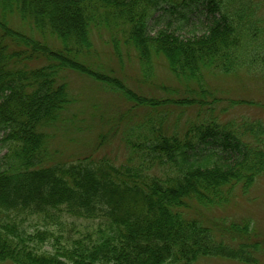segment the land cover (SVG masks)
<instances>
[{
	"label": "trees",
	"instance_id": "1",
	"mask_svg": "<svg viewBox=\"0 0 264 264\" xmlns=\"http://www.w3.org/2000/svg\"><path fill=\"white\" fill-rule=\"evenodd\" d=\"M199 7L212 15L200 33H150L161 19L180 28ZM245 10L222 0H0V264H264V233L224 213L264 173V147L257 130L250 142L209 116V79L244 63ZM93 36L117 61L133 52L143 86L165 96L95 69ZM157 67L177 84L155 86ZM67 71L131 103V117L146 111L115 135L124 134L126 163L51 156L50 130L74 102ZM164 108L194 110L196 120L170 132Z\"/></svg>",
	"mask_w": 264,
	"mask_h": 264
},
{
	"label": "rangeland",
	"instance_id": "2",
	"mask_svg": "<svg viewBox=\"0 0 264 264\" xmlns=\"http://www.w3.org/2000/svg\"><path fill=\"white\" fill-rule=\"evenodd\" d=\"M222 1L230 11L235 8L238 14H242L241 9H246L245 11H250L253 17L248 22L249 36L246 37L248 48L244 63L237 67L233 75L225 76L219 73L209 79L211 91L216 95V101L212 104L214 112H209V116L214 119L219 116L220 123H235L236 128H234L247 133L243 138L250 142L253 140L249 134L253 135L257 130L259 142L261 141L264 147V0ZM238 3L240 6L236 7ZM160 12L161 10L154 16ZM187 13L190 19L181 24L180 28L177 27L173 18L166 21L171 22L169 27H166V22L161 19L158 22H151L150 33L154 34L157 29L167 28L189 36L200 33L212 18L208 10L202 7L190 8L186 11ZM93 44L95 53L92 62L95 69L100 68L102 72L115 76L138 94L156 93L157 96H165V93L158 88L152 91L143 86L141 72L133 52L128 53L125 48L121 49L120 59L117 61L112 48L108 47L109 44H105L97 36H93ZM63 76L74 102L65 113L64 123L50 130L52 134L48 148L51 156L69 162L84 155H92L98 161L106 157L109 162L116 165L126 163L129 159V150L118 142L124 134L118 136L121 137L118 140L115 135L122 130L124 132L137 120L143 119L146 111L132 109L138 113L131 117L126 111L130 110L132 104L124 101L118 94L109 91L102 84L71 71L64 72ZM152 79L155 86L177 84L175 80L172 81V78L168 77V73L162 67L155 68ZM184 110L186 111L164 108L161 111L162 114L168 111L164 126L170 132L177 130L181 133L191 120H196V111ZM201 115L200 119L207 118L206 113L201 112ZM251 123L255 127H251V131H245L244 129L249 127L247 125ZM116 127H118V132ZM100 135L102 138L99 137ZM1 138L0 135V140ZM2 146L0 142V156L5 152ZM237 192L240 196L239 190ZM230 205H236L224 211L230 218L250 219L253 227L264 233V173L259 175L242 197L237 201L235 199ZM218 215H223V213H218ZM207 264L231 263L211 259Z\"/></svg>",
	"mask_w": 264,
	"mask_h": 264
}]
</instances>
